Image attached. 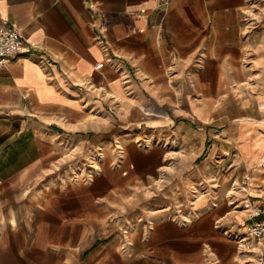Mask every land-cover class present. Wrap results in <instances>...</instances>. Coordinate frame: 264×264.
Instances as JSON below:
<instances>
[{
	"label": "crops",
	"instance_id": "obj_1",
	"mask_svg": "<svg viewBox=\"0 0 264 264\" xmlns=\"http://www.w3.org/2000/svg\"><path fill=\"white\" fill-rule=\"evenodd\" d=\"M9 24L0 264H264V0H0Z\"/></svg>",
	"mask_w": 264,
	"mask_h": 264
},
{
	"label": "built area",
	"instance_id": "obj_2",
	"mask_svg": "<svg viewBox=\"0 0 264 264\" xmlns=\"http://www.w3.org/2000/svg\"><path fill=\"white\" fill-rule=\"evenodd\" d=\"M158 2L163 4L166 0H158ZM25 45L26 41L16 25L9 24L0 27V65L4 66L8 61L25 52ZM101 66V64L97 65V67ZM261 214V209H255L251 212V217L255 220L247 227V239H242L248 248H252V241L258 242L264 235V222L257 220Z\"/></svg>",
	"mask_w": 264,
	"mask_h": 264
}]
</instances>
